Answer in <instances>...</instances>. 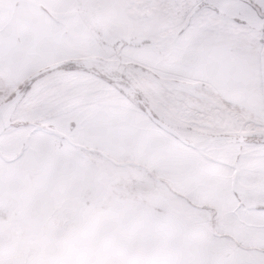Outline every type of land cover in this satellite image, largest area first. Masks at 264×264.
Instances as JSON below:
<instances>
[{"label":"snow or ice","instance_id":"1","mask_svg":"<svg viewBox=\"0 0 264 264\" xmlns=\"http://www.w3.org/2000/svg\"><path fill=\"white\" fill-rule=\"evenodd\" d=\"M0 264H264V0H0Z\"/></svg>","mask_w":264,"mask_h":264}]
</instances>
